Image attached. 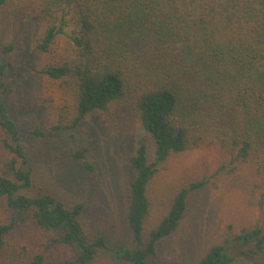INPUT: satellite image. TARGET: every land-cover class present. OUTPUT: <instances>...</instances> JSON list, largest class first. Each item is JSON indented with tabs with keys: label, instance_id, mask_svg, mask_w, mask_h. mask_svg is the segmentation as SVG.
<instances>
[{
	"label": "trees",
	"instance_id": "obj_1",
	"mask_svg": "<svg viewBox=\"0 0 264 264\" xmlns=\"http://www.w3.org/2000/svg\"><path fill=\"white\" fill-rule=\"evenodd\" d=\"M4 2L0 0V5ZM32 8L29 19L41 28L33 51L52 52L50 62L36 73L56 83L74 107L70 124L49 130L70 129L96 110L125 112L153 141L150 156L140 139L127 159L134 176L125 220L136 245L120 243L111 251L126 264H154L157 243L175 232L188 197L206 185L199 179L180 187L143 241L150 207L147 184L171 153L210 137L228 146L232 163H264V0H34ZM69 21L73 26L68 42L61 52L54 51ZM4 69L0 64L1 92L7 89ZM0 129L11 140L4 139L3 146L13 155L3 163L7 172L0 173V198H5L8 209L29 211L34 225L59 231L58 241L78 250L74 258L56 264L89 263L97 248L108 245L103 236L92 242L84 237L79 217L85 203L66 206L50 193L22 191L32 186V174L25 167L17 125L2 99ZM30 134L40 138L46 132L34 128ZM85 152L70 156L82 159L90 171ZM15 219L12 215L9 223L0 222V247ZM17 250L14 256L24 264L44 262L41 251L28 254L24 245ZM237 251L263 252L264 228H243L210 244L193 264H233Z\"/></svg>",
	"mask_w": 264,
	"mask_h": 264
},
{
	"label": "rangeland",
	"instance_id": "obj_2",
	"mask_svg": "<svg viewBox=\"0 0 264 264\" xmlns=\"http://www.w3.org/2000/svg\"><path fill=\"white\" fill-rule=\"evenodd\" d=\"M33 6L34 0H5L0 5V64L5 65L7 85L4 92L0 91V99L17 125L27 157L25 167L33 180L32 186L22 191L31 195L50 193L66 206L84 202L79 217L84 237L92 242L100 235L108 245L107 249L97 248L87 264H126L118 261L111 249L120 243L136 245L125 220L129 183L134 176L127 159L140 139L146 143L150 156L153 141L135 117L125 112L96 110L70 129L49 130L54 125L70 124L74 107L56 83L36 73V69L50 62L52 52L33 51L41 30L29 19ZM72 26L69 21L66 34L60 35L53 45L54 51L63 50ZM9 45L13 47L6 51ZM34 128L46 135L32 136L30 131ZM4 139L11 142L0 129L2 174L7 172L3 163L13 156L3 146ZM82 149H86L84 160L93 167L90 171L83 167L82 159H71L70 154ZM228 149L207 137L184 151L171 153L158 166L147 184L150 207L143 241L180 187L199 179L206 180V185L188 197L184 217L175 232L157 243L154 264H193L210 244L222 242L243 228H264V163H232L233 152ZM232 166L234 171L228 172ZM12 215L16 219L5 236L4 247H0V264H24L14 256L23 245L28 254L41 251L43 264H56L77 255L75 247L58 241L59 231L42 230L34 225L29 211L8 209L5 198H0V222L9 223ZM238 251L233 264H264V251L254 255Z\"/></svg>",
	"mask_w": 264,
	"mask_h": 264
}]
</instances>
